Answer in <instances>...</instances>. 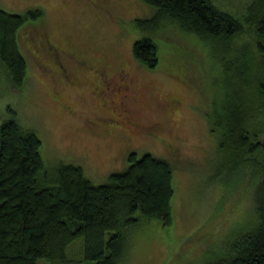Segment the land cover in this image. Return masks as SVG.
Segmentation results:
<instances>
[{
  "label": "rangeland",
  "instance_id": "obj_1",
  "mask_svg": "<svg viewBox=\"0 0 264 264\" xmlns=\"http://www.w3.org/2000/svg\"><path fill=\"white\" fill-rule=\"evenodd\" d=\"M217 1L240 15L250 0ZM29 6H39L43 13L19 30L27 60L22 86L0 75V122L13 109L23 124L37 131L49 181L61 161L80 163L93 182L124 168L132 150H149L171 161V221L142 218L126 237L121 264H197L206 257H226L230 240L255 220L250 213L253 182L248 168L231 167L230 158L220 151L218 131L208 116L212 103L224 102L230 85L239 79L235 51L242 43L250 46L249 61L257 66L250 29L229 47L223 38L180 34L160 22L148 31L157 44L158 63L147 67L132 53L133 41L144 33L131 20L155 9L144 0H0V8L12 12ZM170 36L175 40L166 38ZM57 55L71 78L64 75ZM231 60L233 67H228ZM95 66L126 67L132 74L140 93L128 100L131 124L136 123L130 131L115 126L110 109L98 98ZM262 122L259 137L264 138ZM66 249L64 261L39 257L38 264L94 261L83 256L78 238Z\"/></svg>",
  "mask_w": 264,
  "mask_h": 264
},
{
  "label": "trees",
  "instance_id": "obj_2",
  "mask_svg": "<svg viewBox=\"0 0 264 264\" xmlns=\"http://www.w3.org/2000/svg\"><path fill=\"white\" fill-rule=\"evenodd\" d=\"M144 1L155 9L131 20L144 33L133 41L132 53L147 67L158 63L157 44L148 31L160 22L180 34L223 38L229 47L247 28L252 33L256 68L249 61L250 46L242 43L235 51L239 79L230 85L224 102L212 103L211 118L207 116L231 167L252 172L250 213L255 220L230 240L226 257H206L197 264H264V138L259 137L264 119V0H250L240 15L219 7L217 0ZM42 13L39 6L19 12L0 8V75L15 86H22L27 74L19 30ZM11 111L0 122V264H38L39 257L64 261L66 248L76 238L83 256L94 260L91 264H121L126 237L142 218L170 223L174 168L168 158L132 150L127 165L111 170L102 182L86 176L80 163L61 161L49 181L40 136Z\"/></svg>",
  "mask_w": 264,
  "mask_h": 264
},
{
  "label": "flooded vegetation",
  "instance_id": "obj_3",
  "mask_svg": "<svg viewBox=\"0 0 264 264\" xmlns=\"http://www.w3.org/2000/svg\"><path fill=\"white\" fill-rule=\"evenodd\" d=\"M49 45L51 44L49 43ZM57 56V63L64 75L71 78L73 76L72 72L60 60L59 55ZM93 71L98 74L96 81H93L95 82L94 90L99 95L98 98L104 101L105 107L110 109L115 126L130 131L136 123L131 124L129 113L132 109L128 106V100L140 93L136 82H133L132 74L126 67H115L112 70H105L95 66ZM92 94L95 95V93ZM103 95L105 96L103 97ZM105 100H111V102L106 104ZM114 106L115 108H113Z\"/></svg>",
  "mask_w": 264,
  "mask_h": 264
}]
</instances>
